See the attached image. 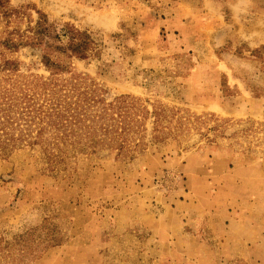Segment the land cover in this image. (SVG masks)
I'll return each instance as SVG.
<instances>
[{"label": "rangeland", "instance_id": "1", "mask_svg": "<svg viewBox=\"0 0 264 264\" xmlns=\"http://www.w3.org/2000/svg\"><path fill=\"white\" fill-rule=\"evenodd\" d=\"M39 14L91 40L46 50L56 78L139 100L147 145L0 157V264H264V0H0V84L50 76L43 45H2Z\"/></svg>", "mask_w": 264, "mask_h": 264}, {"label": "trees", "instance_id": "2", "mask_svg": "<svg viewBox=\"0 0 264 264\" xmlns=\"http://www.w3.org/2000/svg\"><path fill=\"white\" fill-rule=\"evenodd\" d=\"M48 29L46 16L39 14L27 29L30 34H19L16 41L7 37L2 42L10 51L43 45L42 62L51 72L46 79L8 77L0 84V157L25 146L38 147L47 164L57 167L65 166V159L100 151L130 159L141 153L147 145L145 125L149 116L145 107L130 96L107 101L83 77L56 78L61 67L46 50L54 48L84 58L91 40L87 33L67 26L61 34L67 37V44L54 45L60 36L56 41L47 39ZM0 69L11 76L17 72V63L4 60Z\"/></svg>", "mask_w": 264, "mask_h": 264}]
</instances>
